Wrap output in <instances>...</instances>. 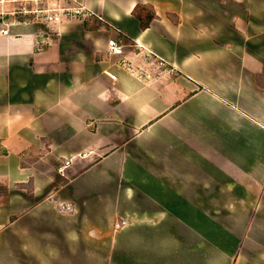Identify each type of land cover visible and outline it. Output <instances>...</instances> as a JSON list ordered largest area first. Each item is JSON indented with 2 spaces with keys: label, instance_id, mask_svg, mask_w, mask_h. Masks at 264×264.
I'll list each match as a JSON object with an SVG mask.
<instances>
[{
  "label": "crops",
  "instance_id": "obj_1",
  "mask_svg": "<svg viewBox=\"0 0 264 264\" xmlns=\"http://www.w3.org/2000/svg\"><path fill=\"white\" fill-rule=\"evenodd\" d=\"M78 1L0 22V264H264V0Z\"/></svg>",
  "mask_w": 264,
  "mask_h": 264
},
{
  "label": "built area",
  "instance_id": "obj_2",
  "mask_svg": "<svg viewBox=\"0 0 264 264\" xmlns=\"http://www.w3.org/2000/svg\"><path fill=\"white\" fill-rule=\"evenodd\" d=\"M11 2H19L20 0H9ZM29 4V6L23 5L19 10L5 11L1 10L0 15H16L17 18L25 17L27 15H33L37 21H40L46 25H56L64 20H75L84 18L88 12L86 6L80 3L78 0H22ZM21 1V2H22ZM2 4V3H1ZM16 18V19H17ZM3 34H8V29H2ZM107 51L110 55H124V48L116 39H110L108 41ZM125 62V61H124ZM126 69L131 72H136L131 63H125ZM146 76L147 73H145ZM141 75V74H140ZM113 78L115 76H112ZM83 156H87L84 153ZM71 159H68L63 164V167L69 166ZM125 224V221H118L115 223V228H121Z\"/></svg>",
  "mask_w": 264,
  "mask_h": 264
},
{
  "label": "trees",
  "instance_id": "obj_3",
  "mask_svg": "<svg viewBox=\"0 0 264 264\" xmlns=\"http://www.w3.org/2000/svg\"><path fill=\"white\" fill-rule=\"evenodd\" d=\"M133 14L139 19L142 29L149 27L153 18L155 17V12L153 8L146 4H140V5L135 6V8L133 9ZM4 18H7V20L9 19L8 21L13 20V19H10V16L8 15H6ZM16 20L21 21V22L35 21L39 24V27L41 28V30H43L45 33L52 34L54 36V33L50 30V28L46 24L40 21H37L33 15H27L25 17H20V18H17ZM2 21L3 20L0 18V22ZM0 188L5 190L4 185H0Z\"/></svg>",
  "mask_w": 264,
  "mask_h": 264
},
{
  "label": "rangeland",
  "instance_id": "obj_4",
  "mask_svg": "<svg viewBox=\"0 0 264 264\" xmlns=\"http://www.w3.org/2000/svg\"><path fill=\"white\" fill-rule=\"evenodd\" d=\"M22 0H20L19 2H11L9 0H0V11L1 10H5V11H14V10H19L20 8L23 7V5L29 6V4H26V2H21ZM2 3V4H1ZM6 16V14L0 15V18L3 21H8L7 18H4ZM10 16V19H16V15H8ZM6 19V20H5Z\"/></svg>",
  "mask_w": 264,
  "mask_h": 264
}]
</instances>
